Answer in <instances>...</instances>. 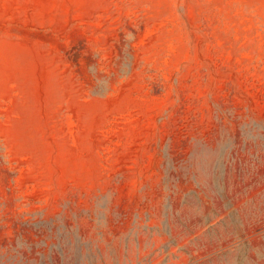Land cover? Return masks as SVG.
I'll return each mask as SVG.
<instances>
[{"label":"rangeland","instance_id":"obj_1","mask_svg":"<svg viewBox=\"0 0 264 264\" xmlns=\"http://www.w3.org/2000/svg\"><path fill=\"white\" fill-rule=\"evenodd\" d=\"M0 264H264V0H0Z\"/></svg>","mask_w":264,"mask_h":264}]
</instances>
